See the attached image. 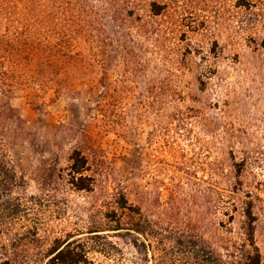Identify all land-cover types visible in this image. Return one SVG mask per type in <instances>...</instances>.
Returning a JSON list of instances; mask_svg holds the SVG:
<instances>
[{
    "label": "rangeland",
    "instance_id": "374dc122",
    "mask_svg": "<svg viewBox=\"0 0 264 264\" xmlns=\"http://www.w3.org/2000/svg\"><path fill=\"white\" fill-rule=\"evenodd\" d=\"M237 2L200 0L189 9L204 26L188 38L197 52L183 74L149 44V70L140 77L123 67L106 75L100 63H91L69 79L67 94L56 96L32 87L24 92L18 74L11 78V65L0 60V159L7 154L17 178L7 188L0 178V230L4 220L13 249L47 251L68 233H84L75 239L88 241L89 229L102 220L99 211L117 209L116 196L126 193L141 208L148 234L136 244L117 232L102 233L110 250L90 253L92 264L234 257L249 237V211L264 264V71L252 75L232 63L235 54L247 61L259 44L233 36L228 15L237 13ZM232 36L236 40L229 42ZM215 41L223 58L202 91L198 67L213 61ZM162 84L173 93L164 105L149 95ZM80 145L91 157L103 156L104 182L81 193L63 184L55 202L48 198L42 207L22 200L25 189L28 197L41 195L47 170L67 168L71 150ZM9 206L27 213L8 216ZM37 229L34 238L29 231Z\"/></svg>",
    "mask_w": 264,
    "mask_h": 264
},
{
    "label": "trees",
    "instance_id": "16d2710c",
    "mask_svg": "<svg viewBox=\"0 0 264 264\" xmlns=\"http://www.w3.org/2000/svg\"><path fill=\"white\" fill-rule=\"evenodd\" d=\"M198 1L195 4L188 0V7L184 0H0V60L11 65V78L18 74V85L24 92L32 87L43 93L53 91L56 96L67 94L69 79L86 73L91 63H100L106 75L123 67L125 73L140 77L149 70L144 60L151 55L146 48L149 44L157 47L156 53L163 61H171L174 72L183 74L197 52L188 44V38L200 32L199 25L204 26L189 10ZM203 1L209 4L208 0ZM234 9L237 13L228 15V23L236 30L233 36L242 40L246 36L248 42L259 44L247 61H240L235 54L232 63L248 74L264 71V0H238ZM233 36L229 42L236 40ZM220 50L215 41L209 51L213 61L198 67L202 91L210 76L218 72L224 52ZM154 87L149 92L153 103L164 105L173 99L172 92L162 90L169 89L170 84H162L160 92ZM87 150L83 145L73 148L67 168L51 166L47 170L41 195L28 197L24 186L22 200L33 199L41 207L48 198L55 202L63 184L79 193L94 191L105 181V162L103 156L91 157ZM0 178L4 188L17 179L7 154L0 159ZM116 199L117 209L99 211L102 220L93 223L87 233L88 241L75 239L84 233H68L65 238L55 239L54 247L47 251L13 249V241L5 237L7 226L3 220L0 264H92L90 253L106 254L110 250L111 244L102 235L107 232L133 238L137 244L139 237L148 234L142 210L130 204L126 193ZM7 211L8 216L27 213L15 206H9ZM252 216L251 211L246 215L249 237L237 255L226 259L218 253L207 257L202 254L199 264H262ZM39 230L29 233L37 238ZM143 247L146 252L144 244Z\"/></svg>",
    "mask_w": 264,
    "mask_h": 264
}]
</instances>
